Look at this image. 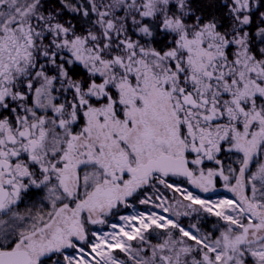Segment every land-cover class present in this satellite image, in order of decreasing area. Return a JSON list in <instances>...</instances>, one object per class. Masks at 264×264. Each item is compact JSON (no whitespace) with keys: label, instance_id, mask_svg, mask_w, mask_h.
Instances as JSON below:
<instances>
[{"label":"snow or ice","instance_id":"snow-or-ice-1","mask_svg":"<svg viewBox=\"0 0 264 264\" xmlns=\"http://www.w3.org/2000/svg\"><path fill=\"white\" fill-rule=\"evenodd\" d=\"M0 264H264V0H0Z\"/></svg>","mask_w":264,"mask_h":264},{"label":"rangeland","instance_id":"rangeland-1","mask_svg":"<svg viewBox=\"0 0 264 264\" xmlns=\"http://www.w3.org/2000/svg\"><path fill=\"white\" fill-rule=\"evenodd\" d=\"M213 198H215V197H213Z\"/></svg>","mask_w":264,"mask_h":264}]
</instances>
